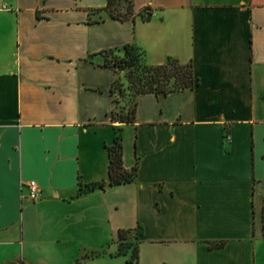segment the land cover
Here are the masks:
<instances>
[{"label":"crops","instance_id":"1","mask_svg":"<svg viewBox=\"0 0 264 264\" xmlns=\"http://www.w3.org/2000/svg\"><path fill=\"white\" fill-rule=\"evenodd\" d=\"M130 2L0 0V264H264V0ZM126 46L193 86L113 120ZM117 134L135 179L86 189Z\"/></svg>","mask_w":264,"mask_h":264},{"label":"trees","instance_id":"2","mask_svg":"<svg viewBox=\"0 0 264 264\" xmlns=\"http://www.w3.org/2000/svg\"><path fill=\"white\" fill-rule=\"evenodd\" d=\"M128 3L126 13L127 15L131 12V2L130 0H124ZM115 0H107V9L111 12V14L115 16H123L122 14L114 13L112 9V5ZM135 51L132 47L126 46L124 50V56L120 58L119 68H128L129 75H127L129 81L134 86V104L133 109L131 110V115L129 117L126 116H116L115 107L112 110V119L113 120H121L126 122H131L135 116V107H136V95L139 93L145 92H155V93H168L171 91H175L178 89H183L186 87H191L194 84V77L191 69L190 63H181L176 58L167 57L165 62L156 65H150L144 62L143 57L138 52ZM105 65L107 62L104 63ZM114 66H116L114 64ZM140 69L144 73V76H140L137 80H134L131 73H134V69ZM115 80L112 92L114 93V89L116 88ZM114 103H117L114 94ZM115 106V105H114ZM108 155H109V179L107 182L101 181L98 183L89 184L86 186V189H93L98 186L100 188H105L106 186H112L121 183L131 182L136 177L137 165H133L130 169H126L122 164V143L120 141L119 135L117 134L115 141L112 145L108 147ZM82 182H79V189L83 190ZM263 219H264V209H263ZM264 227V225H263ZM134 229H118L117 231V244H118V253H125L126 247H132V259H137L138 257V248L137 244L133 245L127 244L126 246L122 244V240L126 238V234L131 232ZM125 246V247H124Z\"/></svg>","mask_w":264,"mask_h":264},{"label":"rangeland","instance_id":"3","mask_svg":"<svg viewBox=\"0 0 264 264\" xmlns=\"http://www.w3.org/2000/svg\"><path fill=\"white\" fill-rule=\"evenodd\" d=\"M128 3L124 0H115L114 4L112 5V9L114 13L118 14H125L127 10ZM131 52H135L132 51ZM124 55H121L117 52H108L106 54V58L109 61V63H112L113 65L115 64L116 68L119 69L120 72H118L117 76V82H116V88L114 89V94L115 98L117 100V103L115 104V111H116V116H126L129 117L131 115V110L133 109V104H134V86L129 81L127 75H129V69L128 68H123L120 69L118 66L119 64L123 65V63H120V58H122ZM125 70V71H124ZM124 71V72H122ZM120 73V74H119ZM134 80H137L140 76H144L146 73L141 71L139 68L134 69V73H131ZM138 228H135L131 232L126 234V238L122 240L123 245L131 244L133 245L134 243L137 242L138 236ZM124 246V247H125ZM83 259L79 261L78 264H83Z\"/></svg>","mask_w":264,"mask_h":264},{"label":"built area","instance_id":"4","mask_svg":"<svg viewBox=\"0 0 264 264\" xmlns=\"http://www.w3.org/2000/svg\"><path fill=\"white\" fill-rule=\"evenodd\" d=\"M26 187H27V192H28V195L31 197V198H37L40 194V189L39 187L37 186L36 182L34 180H29L25 183Z\"/></svg>","mask_w":264,"mask_h":264}]
</instances>
